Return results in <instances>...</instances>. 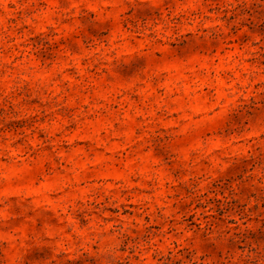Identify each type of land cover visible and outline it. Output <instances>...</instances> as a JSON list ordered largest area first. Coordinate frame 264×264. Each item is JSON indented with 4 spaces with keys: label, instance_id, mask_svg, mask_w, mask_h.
<instances>
[{
    "label": "rangeland",
    "instance_id": "374dc122",
    "mask_svg": "<svg viewBox=\"0 0 264 264\" xmlns=\"http://www.w3.org/2000/svg\"><path fill=\"white\" fill-rule=\"evenodd\" d=\"M0 264H264V0H0Z\"/></svg>",
    "mask_w": 264,
    "mask_h": 264
}]
</instances>
